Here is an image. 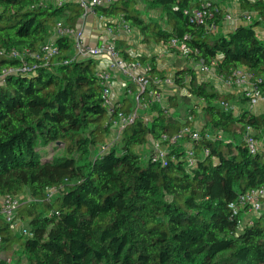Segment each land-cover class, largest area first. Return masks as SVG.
Instances as JSON below:
<instances>
[{"label": "trees", "instance_id": "1", "mask_svg": "<svg viewBox=\"0 0 264 264\" xmlns=\"http://www.w3.org/2000/svg\"><path fill=\"white\" fill-rule=\"evenodd\" d=\"M238 1L260 18L226 34L189 21L183 10L200 0H144L159 18L142 17L136 0H109L93 11L109 19L121 14L145 42L183 39L191 48L188 58L203 60L217 74L244 68L264 88V41L255 31L264 21V1ZM217 6L216 21L224 13ZM82 12L78 0H0V194L18 196L27 189L34 198L21 201L16 213L31 235L12 232L0 218V250L19 243L26 264H264L262 217L239 226L241 213L229 206L238 194L264 186V112L220 108L217 101L234 94L199 81L191 68H178L174 88L202 100V129L215 135L187 142L196 163L187 164L186 146H173L165 164L136 152L148 135H171L185 123V116L174 117L157 102L149 104V121L137 117L123 129L118 148L100 153L110 128L97 62L71 60V37L52 36L57 20L76 26ZM45 42L59 47L55 59L30 54ZM147 65L148 77L164 76L154 57ZM175 97L168 96L173 107ZM194 108L188 113L195 114ZM248 128L259 142L254 153L245 140ZM48 189L54 190L50 199ZM0 264L7 263L0 257Z\"/></svg>", "mask_w": 264, "mask_h": 264}, {"label": "built area", "instance_id": "2", "mask_svg": "<svg viewBox=\"0 0 264 264\" xmlns=\"http://www.w3.org/2000/svg\"><path fill=\"white\" fill-rule=\"evenodd\" d=\"M51 1L56 3H62L66 0H43ZM83 7V13L88 14L93 12V6L97 4H103L109 0H78ZM217 4L212 3L210 0H200L197 6L192 8H185L183 13L187 16L189 21L202 25L210 31H217L220 27V21H216L215 14L218 11ZM242 16H236L230 12H226L223 15V20L238 21L241 24L253 23L251 11L241 13ZM222 19V18H221ZM120 26L122 29L129 31L131 27L129 23L120 19ZM264 27V25H263ZM53 38L59 36H69L72 39L73 53L71 60L80 57H92L96 61H100L101 58H105L104 66H97V76L102 83V99L103 104L106 108L108 115L109 128H115L118 132H122L123 129L134 122L137 117L144 115L139 112L138 109L149 108L151 102L161 103L163 95L161 89L163 86H174L173 75H164L163 77H148V65L141 64L138 60H126L123 58L114 41L103 40L98 41L95 44H90L84 40L83 29L80 26H71L63 23L61 20H57L53 25L52 31ZM168 45L173 47L180 55L187 56L191 48L187 42L183 39L172 37L168 41ZM36 58H42L44 60L55 59L59 54V47L53 42H45L39 47L38 50L30 53ZM12 55L21 57L18 51L12 50ZM63 62H68V58H64ZM101 62V61H100ZM99 63V62H98ZM200 70L204 72H210L214 69L212 65H207L203 60H199ZM22 70H27L28 65L26 61H23ZM115 69L121 70L128 81L134 84L135 89H128V92L133 95L134 109L123 110L120 108V103H116L112 100L111 86H112V74ZM218 78L228 86L240 87V92L246 99L247 104L252 107L260 99L264 98V88L254 82L252 73L244 68H234L228 74H217ZM220 105L225 110L232 109L225 100H220ZM162 107H167L161 104ZM145 122L148 119H145ZM192 121V114H187L185 123L171 135L162 133L158 139H152V148L150 157L153 161L165 164L169 157V152L173 146L179 145L184 139L187 142L190 140H197L202 136L206 138L214 139L215 135L210 130H204L195 128ZM250 129L248 128L245 133V140L250 153H254L258 147V141L250 135ZM220 136V134H217ZM109 136L106 142L99 145L98 151L101 153L108 147H110ZM184 157L186 158L188 165H194L196 159L194 157V149L189 143L184 151ZM174 158V156H171ZM54 194L53 189L46 190V198L50 199ZM264 200V186L252 188L246 192L238 194L235 200L229 203V206L234 214L241 213V219L238 220V225L252 224L258 216L262 217L264 224V213L262 212V201ZM21 201L19 196L12 194H0V218L9 226L11 229L15 227L17 221V208ZM15 229V228H14ZM22 235H31L29 228L24 225L19 229ZM1 241V236H0ZM5 261H9V257L6 256Z\"/></svg>", "mask_w": 264, "mask_h": 264}, {"label": "crops", "instance_id": "3", "mask_svg": "<svg viewBox=\"0 0 264 264\" xmlns=\"http://www.w3.org/2000/svg\"><path fill=\"white\" fill-rule=\"evenodd\" d=\"M215 2L219 3L218 0H213V3H215ZM219 4H217V5H219ZM219 6L224 8V6L221 5V4ZM250 11H251V14H252L253 22H254L255 19L258 20L260 18L259 14L257 13L256 10H250ZM226 12H230V13L236 15V16H242L241 13L247 12V11L242 10L240 5H239L237 8H234L233 11L226 10L224 8L223 15ZM91 13L94 15V17H96V19L98 17H100V18L102 17V16H99L94 11L91 12ZM89 14H84L82 12V14L80 15V17L78 18V20L76 22L77 26L82 27L83 34H84L83 37H84V40L86 42H88L90 44H95L96 42L103 41V40L114 41L115 44L117 45V49H118L119 53L122 52V51H125V52H127V54L129 56H131V58H134V57H137V56H141V55H145L146 57H148L147 62L142 63V62L139 61L143 65H147L148 61L150 60V58L154 57L156 59V61H157V67L159 69L164 70V73H165L164 75H173L174 76V72L176 71V69L183 68V67H179V66H177V67L172 66L173 69H171L172 70L171 73H167L166 70L169 67H166V65H161V63H160L162 61L161 57L164 56L163 50L167 49L166 51H168L167 52L168 54L175 55L176 57L178 55L179 56H183V55H180L178 52H176V50L173 49V47L169 46L168 43L163 44V43H156V42H145V41H143L142 38H141V42L140 43H136L137 40L134 38L133 34H130L126 30L121 28V26L119 24L120 23V19H121V14H119L117 17H114L112 19L103 17L102 24L97 23L98 20L95 21L93 18H91L92 22L88 21L87 17H88ZM219 20H221V21H220V27L217 30L218 33L226 34L227 32L231 31L234 28V26H236L237 24H240V23H238L239 19H238V21H231V20H225L224 21L223 17H222V19H219ZM92 23H94L93 26L91 25ZM263 25H264V21H261V22L257 23L255 25V31H256L257 35L264 41V27H263ZM217 31H215V32H217ZM138 32H139V30H138ZM140 35H141V33H140ZM120 55L123 57L122 53H120ZM183 57L188 58L187 56H183ZM123 58H125V57H123ZM126 60H133V59H126ZM174 60H175V58H174ZM174 60L172 59V61H174ZM100 61H98V60L96 61L97 62V66H98V64L100 66H104L105 58H101ZM202 72L205 73L206 75H210V73L212 74V72H213V74L215 73L216 78L219 79L218 76H217V73H216V71L214 69L212 71H210V72H204V71H202ZM112 75H113L112 76V86H111V93H110V96H111L112 100L114 102H116V103H120V108H122L123 110L129 111V110L134 109L135 106H134V101H133V95L128 92L129 88L135 89L134 88V84L129 83V81L126 78V75L119 69H115L113 71ZM221 82L219 84H217L220 87L219 88H215V89H217L220 92H225V93L229 92V93L234 94V96L231 97L227 102L230 105L233 106L232 111L235 114H237L240 111L241 108H248V109L251 110L252 107H250L247 104L246 101L240 102V100L237 98V96H239L240 94L242 95V93L240 92L241 91L240 87H238V86H230L233 89H228V85L223 83V81H221ZM260 100H264V98H262ZM128 102H130L129 109H127V103ZM216 104L220 108H222V106L220 105V100H218ZM148 109L149 108H146V109L139 108L138 111L139 112L141 111V113L144 114L145 111H148ZM187 114L185 115V117L187 116ZM256 114H258V113H256ZM145 115H140V118L143 119L144 118L143 116H145ZM145 119H148V118L145 117ZM194 121H195V118L193 117V114H192V121L190 123L193 124V126L195 128H199V129L203 128V125L197 126ZM109 130H110V132H109V135H110L116 129L115 128H111ZM205 130H210V129L206 128ZM210 131H212V130H210ZM140 145H142V144H140ZM138 146L139 145H137L135 147L136 152H138L137 151V147ZM262 212L264 213V200L262 201ZM24 225H26V224L24 222H22L21 218L17 217V221H16L15 227H14L15 229L13 228L12 232H14L16 234H21V233H18V232H20L19 231L20 227L24 226ZM10 250L11 249L0 250V257L2 259H4L6 256L9 257V261L8 262L5 261L7 264L12 260V256H10L9 254L8 255L4 254V253H6V251H10Z\"/></svg>", "mask_w": 264, "mask_h": 264}, {"label": "rangeland", "instance_id": "4", "mask_svg": "<svg viewBox=\"0 0 264 264\" xmlns=\"http://www.w3.org/2000/svg\"><path fill=\"white\" fill-rule=\"evenodd\" d=\"M210 1L213 2V0H210ZM218 2L221 5H223L226 10H230V11H233L234 8H237L239 6L238 0H218ZM219 3H216V4H219ZM135 4H136L135 6H136L137 10L141 12L140 14L142 17H144L146 19L159 18V15L157 12H155L153 10H147L146 9V4H145L144 0H136ZM91 18H93L95 21L98 20L97 23L102 24L103 17H101V18L98 17L96 19V17H94V15L92 13H90L87 17V20L91 21ZM93 24L94 23H92L91 25L93 26ZM127 32H129L130 34H133L134 38L137 40L136 43L141 42L142 36L140 35V32H138V30L136 28L131 27V29ZM216 33H218V31ZM166 50L167 49L163 50L164 56L161 57L162 61L160 63H161V65H166V67H169L166 70L167 73H171V71H172L171 69H173L172 66H175V67L179 66V67H183V68H187V69L191 68L195 71V73L197 75V79L199 81L208 80V81L212 82V84L214 85L215 88L220 87L217 84H219L221 81L216 78L215 73L213 74V72H212V74L210 73V75H206L205 73H203L200 70V64L197 61H194L191 58H185V57L179 56V55L176 57L175 55L168 54L167 53L168 51H166ZM174 58H175V60H174ZM172 59L174 61H172ZM64 63H66V62H64ZM129 83L133 84L130 81H129ZM228 89H233V88L228 86ZM160 91L163 95V98H162V101L160 104H162L164 106H168L167 107V110H168L167 113L168 114L174 115V117H176V116L184 117L188 113L189 107H195L194 108L195 114H193V117L195 118V121H194L195 124L197 126L204 124L205 117H204L203 113L201 112V108H200V103L202 102V100H198L195 95L191 94L189 89L182 88V87H175L174 88V86H163V88ZM170 94L176 95L175 99L177 100L176 101L177 104L174 107L171 106L169 103H167L168 96ZM185 95L188 96V98H189L188 102L184 101V97H186ZM251 111L253 113L263 112L264 111V100H260L256 104H254L251 108ZM144 115L149 120L151 119L152 114L150 111H145ZM121 133L122 132H118L117 130H114L110 135H108L110 138V144L112 143V145H115L116 148H118L120 146ZM152 139H153L152 136L148 135L147 140L142 145H139L137 147V151L142 155L143 160H146L148 157H150L151 148H152ZM258 144H259V142H258ZM186 145H187V139H184L181 143H179V146H181V147L186 146ZM18 196H19L20 201H30V200L34 199L27 189L24 190ZM18 233H20V232H18ZM4 254H7V255L9 254L10 256H12V260L8 264H26L24 256L20 253L19 243L14 244L12 246L11 250L6 251V253H4Z\"/></svg>", "mask_w": 264, "mask_h": 264}]
</instances>
